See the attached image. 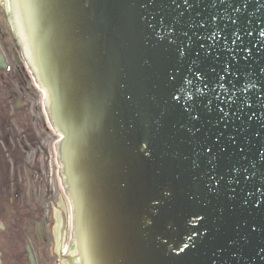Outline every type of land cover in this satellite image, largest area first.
Here are the masks:
<instances>
[{"label":"water","instance_id":"water-1","mask_svg":"<svg viewBox=\"0 0 264 264\" xmlns=\"http://www.w3.org/2000/svg\"><path fill=\"white\" fill-rule=\"evenodd\" d=\"M5 2L65 135L61 264H264V0Z\"/></svg>","mask_w":264,"mask_h":264},{"label":"rangeland","instance_id":"rangeland-1","mask_svg":"<svg viewBox=\"0 0 264 264\" xmlns=\"http://www.w3.org/2000/svg\"><path fill=\"white\" fill-rule=\"evenodd\" d=\"M0 29L2 31L3 36H0V47L5 51V49L11 50L12 46L16 45L17 39L16 36L13 32L9 13L7 10L6 2L5 0H0ZM17 55H19L20 59L23 61L21 64L20 71L23 74L24 77V83L12 79V81H9L8 84L13 86V89L15 88L16 91L23 96L26 101L28 102L30 106V111H31V119L33 124H48L50 126V131L45 135V139L42 136L43 142L42 146L46 148L49 154L50 158V174L48 176L47 173H45V170H41V173L37 174L36 171L33 169H37L36 166H32L33 162L31 161V155H27V162H28V173H29V180L31 183L38 178V176L42 177L44 181L47 183L49 182L50 185V192L53 201L58 202L63 210L66 212L68 216V220L71 217V208L69 204V199L68 196L64 190L61 177L59 174V166L60 163L56 157V146L55 143L57 142L58 139L61 137L59 136V133H57L54 130V127L52 123L50 122L48 116H47V111H46V106H45V101H44V91L40 88L39 84L37 83L29 65L28 62L21 50V48L17 47ZM9 66L12 68V72H16V68L18 66L17 61L15 60L14 57L11 59H8ZM0 85V89H1ZM3 90V95H5V91ZM11 118V117H10ZM13 123V121H11ZM41 146V147H42ZM38 151L42 154V150L40 151V148ZM52 164V166H51ZM36 200L33 202L31 201L30 194L28 195L27 198V203L28 204V210L29 214L35 219L39 220L41 223V232L42 235L44 236H49L48 226L50 224H53V230H54V244L55 247L57 246L58 242V226H59V221H58V212L53 210L52 205L48 202V199L44 195H35ZM52 214L55 215L54 220L52 217ZM56 223V224H55ZM34 224L32 227H34ZM23 225L20 226V228ZM20 230V232L24 231L23 229H17ZM49 231V230H48ZM71 234V226L68 224L67 232L65 235V240H64V249L65 251L67 250L69 238ZM51 244V247H50ZM33 252L36 254V251L32 247ZM5 254L7 253V256H10L11 254L14 255V257L17 256V253L15 250L12 248H6L4 247ZM41 251V262L44 260V264H57L58 263V257L54 254V251L52 250V241L49 240L48 244H43L40 247Z\"/></svg>","mask_w":264,"mask_h":264},{"label":"flooded vegetation","instance_id":"flooded-vegetation-1","mask_svg":"<svg viewBox=\"0 0 264 264\" xmlns=\"http://www.w3.org/2000/svg\"><path fill=\"white\" fill-rule=\"evenodd\" d=\"M6 53L8 57L11 56L10 52ZM21 136L26 137V133L22 131ZM14 138H17V134L12 124H0V264H15V261L5 254V246L28 244L27 239L23 236L15 241L19 225L23 221L29 224V214L24 210L25 189L22 188L24 183L28 184L29 179L25 175L22 164L17 161L22 158L21 154L13 155L12 149L19 148V145L15 144ZM35 160H38L37 156H35ZM15 205L20 208V212L15 213ZM28 224L23 226V229H27ZM21 254L22 260L19 261V264H24V249L21 250Z\"/></svg>","mask_w":264,"mask_h":264},{"label":"snow or ice","instance_id":"snow-or-ice-1","mask_svg":"<svg viewBox=\"0 0 264 264\" xmlns=\"http://www.w3.org/2000/svg\"><path fill=\"white\" fill-rule=\"evenodd\" d=\"M203 26V25H202ZM213 36H215V33H213ZM225 40H227V37H225ZM230 69H231V65L230 64H227V65H225V67H224V72H225V74L226 75H230L231 73H230ZM213 71H215V69H213ZM220 79H224V77H219ZM217 99H219V98H217ZM219 111L221 112V113H224V116H222L221 117V119H224V118H226L227 117V115H228V113H226L225 111H224V108L223 107H220L219 108ZM209 151H211V148H209Z\"/></svg>","mask_w":264,"mask_h":264},{"label":"bare ground","instance_id":"bare-ground-1","mask_svg":"<svg viewBox=\"0 0 264 264\" xmlns=\"http://www.w3.org/2000/svg\"><path fill=\"white\" fill-rule=\"evenodd\" d=\"M51 166H52V164H51ZM64 251H65V249H64Z\"/></svg>","mask_w":264,"mask_h":264}]
</instances>
